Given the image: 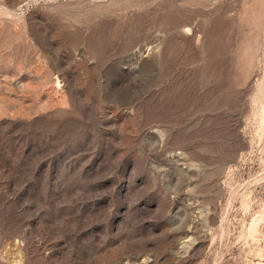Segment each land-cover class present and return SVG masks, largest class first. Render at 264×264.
<instances>
[{"label": "rangeland", "instance_id": "rangeland-1", "mask_svg": "<svg viewBox=\"0 0 264 264\" xmlns=\"http://www.w3.org/2000/svg\"><path fill=\"white\" fill-rule=\"evenodd\" d=\"M0 264H264V0H0Z\"/></svg>", "mask_w": 264, "mask_h": 264}]
</instances>
